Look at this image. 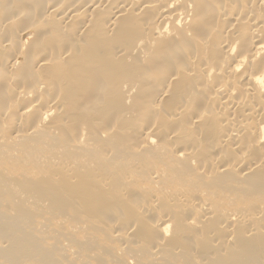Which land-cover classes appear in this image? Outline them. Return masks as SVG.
<instances>
[{"label": "bare ground", "instance_id": "6f19581e", "mask_svg": "<svg viewBox=\"0 0 264 264\" xmlns=\"http://www.w3.org/2000/svg\"><path fill=\"white\" fill-rule=\"evenodd\" d=\"M21 1L0 0V264H264V0Z\"/></svg>", "mask_w": 264, "mask_h": 264}, {"label": "rangeland", "instance_id": "374dc122", "mask_svg": "<svg viewBox=\"0 0 264 264\" xmlns=\"http://www.w3.org/2000/svg\"><path fill=\"white\" fill-rule=\"evenodd\" d=\"M41 1H42V0H41ZM66 1H67V0H64L63 2H66ZM18 2H20V1H17V3H18ZM22 2H23V0L21 1V3H22ZM14 4H15V3H13V5H14ZM101 37H102V36H100L99 38H101ZM103 39H104V38L102 37L101 41H102L103 43H106L105 45H107V44L109 43V41H108V43H107V38H106L105 40H103ZM114 39H115V40H114ZM114 39H110V41H112L113 44H114V42L116 43V42H117L116 40L119 39V38H118L117 36H115ZM113 40H114V41H113ZM124 42H126V41H124ZM124 42L122 41L121 43H124ZM110 46H111V43H110ZM128 60L130 61V59H128ZM129 61H128V62H129ZM128 62H127V63H128ZM112 81L117 82L116 80H104L103 82L106 83V84H107V83H108V84H111V86H113L114 83H113ZM109 82H110V83H109ZM108 84H107V85H108ZM102 85L104 86L105 84L102 83ZM103 86H102V88H103ZM108 86H109V85H108ZM108 86H107V88H109V93H110V89H111V88L108 87ZM115 86H116V85H115ZM116 87H117V86H116ZM104 88H105V91H104V89H103L102 92H104L105 95H103V94H100V95H102L103 102H104V101L107 102V101H108V99H107V98H108V95H107L108 90L106 89L105 86H104ZM112 88H113V87H112ZM114 89H115V88H114ZM114 89H113V91H114ZM106 91H107V92H106ZM111 92H112V91H111ZM113 95H114V94H113ZM171 102H172V98H171ZM171 102H170V100H169V101L167 102V104H168V105H171ZM180 102H181V101H180ZM177 103H178V101H175V103H172V104H173V105H176ZM178 104H179V103H178ZM173 105H171V106H169V107H172ZM95 106H98V105H95ZM166 106H167V105H165V107H164V106H163V107L166 108L165 110H168V106H167V107H166ZM161 109H162V111H160V110H157V111H156L157 114H154V113L152 112V114H151L152 117H151V115H150V117H149L150 119H149V120H151V118H152V120H153V118H154L155 120H153V121L157 122L156 119H157V117L159 116V114H160V116L164 117L166 111L162 108V106H161ZM163 110H164L165 112H164ZM158 112H160V113H158ZM104 113H105V112H104ZM161 113H162V114H161ZM108 114H109V113H107V118L109 117ZM154 115H155V117H156V116H157V117H156V118L153 117ZM133 117H134V116H133ZM135 117H136V115H135ZM98 118H99V117H98ZM103 118H104V117H103ZM107 118H104L103 120L106 121ZM109 118H110L109 120H111V117H109ZM146 118H147V116L144 117V118L140 121V120H138V118H136V119L133 118V120H129V119L125 118V117H122L121 119H124V120H119V121H120V122L122 121L123 124H122V123H120V124H122V125L125 126V127H126V125L131 124L132 127L135 128V126H138V124H137L138 121H140V122L142 123L143 121L146 120ZM160 118H161V117H160ZM160 118H158V123H159V121H160L161 119H163V121H164V118H161V119H160ZM107 120H108V119H107ZM109 120L106 121V123H108ZM126 120H127L128 123H126ZM105 121H104V122H105ZM164 122H167V123H168V121H164ZM164 122H163V124H164ZM118 123H119V122H118ZM118 123L115 122V127H116V128H119V126H120V125H118ZM160 124H162L161 121H160ZM168 124H169V123H168ZM170 124H171V122H170ZM166 125H167V124H166ZM166 125H165V126H166ZM168 126H169V125H167L166 127H168ZM113 127H114V126H113ZM115 127H114V129H115ZM178 127L181 128V130H179V129L177 128V131H179V132H180L179 134L181 135V132L183 133L184 130H182V127H181V126H178ZM128 130H129V129H128ZM129 131H130V130H129ZM185 134H186V133H183L184 136H180V135H179V136H180V137H183V139H184V138L187 139L190 135L192 136L191 133H189L188 135H185ZM199 135H200V133H199V134L197 133V136H199ZM191 136H190V138H191ZM200 136H201V135H200ZM186 137H187V138H186ZM198 138H200V137H198ZM178 140H179V138H178ZM179 141H180V140H179ZM201 152H202V151H201ZM223 153H224V155H225L226 157H228V156L231 155V153H230L229 151H227V152L224 151ZM227 153H228V154L230 153V154L228 155ZM152 162H153V161H150L151 164H152ZM150 163H148V165H150ZM146 164H147V163H146ZM151 166H152V165H151ZM151 166H149L148 168H151ZM254 176H255V175H254ZM256 176H257V175H256ZM256 176H255V177H256ZM255 177H251V178H255ZM251 178H250V179H251ZM224 179H226V176H225ZM244 184H246V183H244ZM227 189H228V188H227ZM221 190H222V192H221ZM221 190H220V191H219V190H216V189L213 187L211 193H215L214 198L217 196V194H220V195H222V196L224 195V196H223L224 198H223L222 196H219V195H218L215 199H216V200L219 199L220 202H222V201H223V202H226V194L228 195V192H230V188L227 190V192H225V194H224V191H226V190H223V189H221ZM236 199H238V201H236ZM240 199H241V198H239V195H238L237 198H235L234 203H235V202H239ZM221 200H222V201H221ZM240 204H241V205H248V204H246V203H244V202H241V201H240ZM163 208H164V207H163ZM159 209H160V211H163V210H162V207L159 208ZM62 231H63V230H62ZM62 231H61V232H62Z\"/></svg>", "mask_w": 264, "mask_h": 264}]
</instances>
